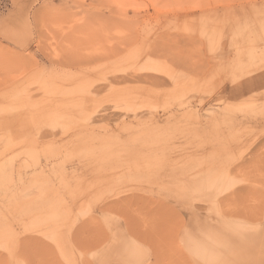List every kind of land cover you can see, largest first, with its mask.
Here are the masks:
<instances>
[{"label":"rangeland","instance_id":"374dc122","mask_svg":"<svg viewBox=\"0 0 264 264\" xmlns=\"http://www.w3.org/2000/svg\"><path fill=\"white\" fill-rule=\"evenodd\" d=\"M262 74L264 0H0V264L81 226L73 264H146L141 211L185 264H264V88L227 92Z\"/></svg>","mask_w":264,"mask_h":264},{"label":"crops","instance_id":"0c3cea01","mask_svg":"<svg viewBox=\"0 0 264 264\" xmlns=\"http://www.w3.org/2000/svg\"><path fill=\"white\" fill-rule=\"evenodd\" d=\"M132 231L135 233L137 243L146 245L152 250V257L146 264H185L187 261L178 255L171 247L168 240L169 226L162 220L159 225L152 228L143 226V212L141 211L135 219ZM105 237L99 236L93 240L90 238L86 227L81 226L79 230L70 235V244L58 248L51 243H46L33 237L24 239V251L27 264H73V245L77 246L80 252L90 253L97 250L105 241ZM66 255L63 256L62 253ZM143 264V262H142Z\"/></svg>","mask_w":264,"mask_h":264},{"label":"bare ground","instance_id":"6f19581e","mask_svg":"<svg viewBox=\"0 0 264 264\" xmlns=\"http://www.w3.org/2000/svg\"><path fill=\"white\" fill-rule=\"evenodd\" d=\"M103 16V15H102ZM106 19V18H105ZM40 45V44H39ZM39 45H37V46H39ZM38 48V47H37ZM39 49H40V46H39ZM41 50V49H40ZM37 51V50H36ZM39 51V50H38ZM42 51V50H41ZM45 51V50H44ZM41 54H43V53H41ZM44 55V54H43ZM92 58V57H91ZM89 58H87V60H88ZM48 60V59H47ZM46 60V61H47ZM86 60V59H85ZM86 60V61H87ZM89 61L91 62V60L89 59ZM57 62V61H56ZM56 62L54 63V64H56ZM89 62V63H90ZM94 61H92V63H93ZM58 63V62H57ZM86 63V62H85ZM91 63V64H92ZM87 65V64H86ZM60 66V65H59ZM62 66V65H61ZM88 66V65H87ZM262 72V71H261ZM159 76V75H158ZM157 76V74L156 75H154L153 76V74L152 75H145V76H137V79L138 80H140V81H145V82H150L151 84H164V81H163V79L162 78H160V76L158 77ZM252 78V77H251ZM247 79L245 82H243L242 84H238V85H232V86H229V89H228V95L229 94H231V95H244V94H248V93H251V92H254V91H257V90H261V89H263L264 88V74H262V75H259V76H256V77H253L252 79ZM162 79V80H161ZM105 86V85H104ZM97 86H94V88H96ZM99 87V86H98ZM222 89L224 90L225 88L224 87H222ZM101 90H103V89H101ZM222 90V91H223ZM93 91H94V89H93ZM95 91H97L98 92V90L96 89ZM92 92V91H91ZM101 92V91H100ZM96 94V93H95ZM55 96V95H54ZM58 98V97H57ZM60 98V97H59ZM48 99V98H47ZM55 99H56V96H55ZM19 100V99H18ZM38 100H39V98H38ZM42 100H44V98L42 99ZM57 100V99H56ZM41 101V100H40ZM18 102V101H17ZM42 102V101H41ZM20 101L18 102V107H17V109L18 110H20ZM17 105H15V106H17ZM25 108V107H24ZM21 109H23V108H21ZM17 110V111H18ZM24 110V109H23ZM22 110V111H23ZM26 110V109H25ZM19 112V111H18ZM17 112V113H18ZM21 112V111H20ZM25 113V112H24ZM23 112H22V114H24ZM21 114V113H20ZM22 114H21V116H22ZM19 117H20V115H19ZM22 118V117H21ZM26 118V117H25ZM24 118V119H25ZM27 119V118H26ZM157 120V119H156ZM158 121V120H157Z\"/></svg>","mask_w":264,"mask_h":264}]
</instances>
